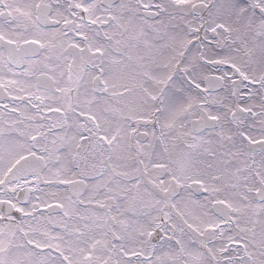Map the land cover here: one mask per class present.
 Instances as JSON below:
<instances>
[{
    "label": "snow or ice",
    "instance_id": "1",
    "mask_svg": "<svg viewBox=\"0 0 264 264\" xmlns=\"http://www.w3.org/2000/svg\"><path fill=\"white\" fill-rule=\"evenodd\" d=\"M0 264H264V0H0Z\"/></svg>",
    "mask_w": 264,
    "mask_h": 264
}]
</instances>
